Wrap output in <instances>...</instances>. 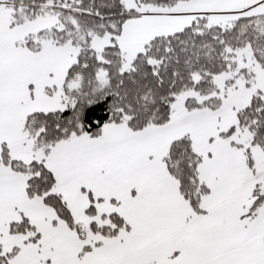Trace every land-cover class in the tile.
Masks as SVG:
<instances>
[{
  "label": "snow or ice",
  "instance_id": "obj_1",
  "mask_svg": "<svg viewBox=\"0 0 264 264\" xmlns=\"http://www.w3.org/2000/svg\"><path fill=\"white\" fill-rule=\"evenodd\" d=\"M0 264H264V0H0Z\"/></svg>",
  "mask_w": 264,
  "mask_h": 264
}]
</instances>
